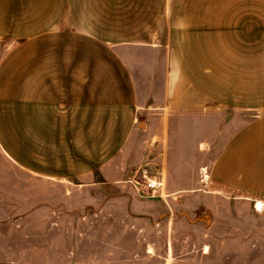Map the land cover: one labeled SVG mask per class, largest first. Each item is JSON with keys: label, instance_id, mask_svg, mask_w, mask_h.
I'll return each mask as SVG.
<instances>
[{"label": "crops", "instance_id": "obj_1", "mask_svg": "<svg viewBox=\"0 0 264 264\" xmlns=\"http://www.w3.org/2000/svg\"><path fill=\"white\" fill-rule=\"evenodd\" d=\"M0 49V148L30 202L35 183L112 188L215 109L253 113L217 190L264 199V0H0Z\"/></svg>", "mask_w": 264, "mask_h": 264}, {"label": "rangeland", "instance_id": "obj_2", "mask_svg": "<svg viewBox=\"0 0 264 264\" xmlns=\"http://www.w3.org/2000/svg\"><path fill=\"white\" fill-rule=\"evenodd\" d=\"M252 115L203 113L200 126L173 129V152L148 145L151 158L112 188L35 183L32 203L0 148V197L17 178L13 200L0 202V264H264V199L222 193L209 175L234 122ZM142 171L161 183L155 197L140 187ZM180 184L193 189L175 192Z\"/></svg>", "mask_w": 264, "mask_h": 264}, {"label": "built area", "instance_id": "obj_3", "mask_svg": "<svg viewBox=\"0 0 264 264\" xmlns=\"http://www.w3.org/2000/svg\"><path fill=\"white\" fill-rule=\"evenodd\" d=\"M142 177L144 178L145 184H139L141 188H143V191H147L149 193H152L151 196L155 197V193L160 189L162 186L160 182H157L155 180H152L147 176L146 171H142Z\"/></svg>", "mask_w": 264, "mask_h": 264}, {"label": "bare ground", "instance_id": "obj_4", "mask_svg": "<svg viewBox=\"0 0 264 264\" xmlns=\"http://www.w3.org/2000/svg\"><path fill=\"white\" fill-rule=\"evenodd\" d=\"M263 208V204L261 202H257L256 209L261 211Z\"/></svg>", "mask_w": 264, "mask_h": 264}]
</instances>
